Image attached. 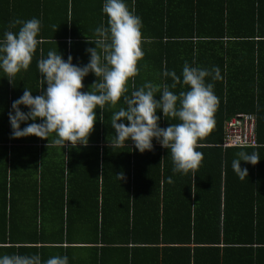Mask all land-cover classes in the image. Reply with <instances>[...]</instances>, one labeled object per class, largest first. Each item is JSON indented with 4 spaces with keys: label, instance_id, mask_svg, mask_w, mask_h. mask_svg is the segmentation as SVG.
<instances>
[{
    "label": "trees",
    "instance_id": "trees-1",
    "mask_svg": "<svg viewBox=\"0 0 264 264\" xmlns=\"http://www.w3.org/2000/svg\"><path fill=\"white\" fill-rule=\"evenodd\" d=\"M124 2L132 10L133 0ZM104 3L0 0V39L16 19L42 22L38 35L42 43L37 45L29 69L24 70L21 87L43 86L37 65L49 50L59 51L65 61L71 55L76 66L89 63L87 49L96 47L89 40L96 38V28L108 26ZM134 7L142 19L144 57L126 95L146 82L171 85L172 78L163 75L165 69L175 71L182 81L185 62L220 69V80L206 78V83L214 84L218 105L215 127L196 149L203 154L200 167L187 175L174 173L170 150L155 138L152 151L141 153L131 139L126 141L127 147L112 149L109 140L115 129L110 118L113 111L126 107L122 97L115 107L105 106L103 120L102 110L96 109L97 120L87 146L73 148L70 142L64 148L51 146L54 159L59 160L55 175L48 178L37 157L29 158L28 153H38L34 143L48 146L49 140L11 138L12 128L6 119L13 101L22 96L17 95L21 91H15L13 98L4 100H10L9 108L0 110V256L39 254L43 262L60 255L67 256L69 264H264V0H135ZM52 25L57 26L56 32ZM19 27L11 30L16 32ZM98 80L89 73L83 81L88 84L84 92ZM170 90L179 94L188 86L181 82ZM21 110L29 111L24 105ZM240 112L255 114L257 143L224 147L225 122ZM156 114L161 128L179 123L166 119L162 110ZM41 122L21 123V128ZM7 142L12 144L10 156ZM19 146L27 154L20 159L27 172L15 164ZM240 151L258 152L262 161L256 165L241 161V167L248 169L244 179L232 168ZM65 152L70 158L81 155L73 171L68 163L66 178L62 166ZM121 173L122 180L117 175ZM28 190L35 194V215L30 216L29 202H22L27 201ZM13 193H18L20 200H14ZM54 195L57 200L51 201ZM15 201L20 202L19 213ZM74 203L82 214L77 220L68 212ZM54 210L60 212L51 214ZM77 221L90 227L82 235L71 231ZM107 225L110 234L105 231ZM112 244L125 252L106 258Z\"/></svg>",
    "mask_w": 264,
    "mask_h": 264
},
{
    "label": "clouds",
    "instance_id": "clouds-1",
    "mask_svg": "<svg viewBox=\"0 0 264 264\" xmlns=\"http://www.w3.org/2000/svg\"><path fill=\"white\" fill-rule=\"evenodd\" d=\"M134 4L135 0L129 10L124 0H105L102 11L108 17V26L96 28V38L88 39L96 47L87 49L90 54L87 65H74L71 55L65 61L56 50H49L47 56L38 61L43 88L39 95L33 96V91L25 87L23 95L13 101L12 111L8 113L11 138L36 136L49 140V148L53 145L64 148L69 142L73 148L87 146L97 120L96 109L102 110L100 119L103 120L105 106L115 107L123 97L126 107L111 113L110 125L115 129V135L109 140L112 149L127 147L126 141L131 139L141 153L152 151L155 138L170 150L174 173L187 175L200 167L203 154L196 149L215 127L218 105L214 84L206 83V78L220 80V69L216 66L204 69L185 62L182 81L175 71L165 69L163 75L172 78L171 85L146 82L139 89L134 88L131 95H126L129 81L138 75L139 62L144 57L142 19L135 14ZM17 25L20 26L18 31H12ZM41 28L42 22L37 18L16 19L8 25L9 30L0 39V69L10 82L22 70L29 69L37 45L42 43L38 39ZM52 28L55 32L58 30L56 25ZM89 73H94L99 80L91 85L90 91L83 92V81ZM181 82L188 90L179 94L170 90L176 89ZM158 94L159 100L156 99ZM21 105L29 111H22ZM157 110H162L166 119L179 123L159 127ZM37 120L42 122L21 128V123ZM124 120L129 124L121 122ZM52 134L55 136L50 139ZM241 161L256 165L260 161L259 153L240 151L232 161L234 172L244 179L248 177V169L241 167ZM162 162L163 158L160 164ZM117 175L120 180L124 179L122 173ZM169 183H172L171 177ZM0 264H69V261L67 256L60 255L42 262L39 254H11L0 256Z\"/></svg>",
    "mask_w": 264,
    "mask_h": 264
},
{
    "label": "crops",
    "instance_id": "crops-1",
    "mask_svg": "<svg viewBox=\"0 0 264 264\" xmlns=\"http://www.w3.org/2000/svg\"><path fill=\"white\" fill-rule=\"evenodd\" d=\"M1 72H0V110L3 111L5 109V107L7 108V105H8V108H9V105H10V100L11 97L13 98V95L15 93V91H21L19 94H17L18 96L23 95L24 93V90L25 88L21 87V86H24V70H22L20 73H18L15 78L13 79V84L9 81V79L5 76V73L3 72L2 69H0ZM15 82V84H14ZM25 87H27L29 90L33 91L32 94L33 96H36V95H39L40 94V91L42 90L43 86L40 84V85H36V84H32L30 85L29 87L25 85ZM31 87V88H30ZM47 86H44V88L46 89ZM88 87V84L86 82V84H84V88L81 90L84 92V89ZM88 88H86L87 90ZM5 98H9L8 100L4 101ZM9 111V110H8ZM2 115V119L0 121L3 120V114H0ZM9 121V119H6ZM5 121V119H4ZM3 121V122H4ZM7 146H8V155L10 156V148L12 146L11 142H7ZM21 146L17 147L15 149V164H17L18 167H21L23 169L22 172H27L26 170V167H24V165L20 162V159L21 158H26L27 157V154L25 153V151L20 148ZM33 147H35V150L38 152V153H28V157L31 158V157H37V159L39 160V163H41V167H42V170L46 173L47 177L48 178H53V175H55V169H54V166H55V163L56 161L59 160V157L54 159V149L53 147L50 148L47 146V144L45 143H42V142H38V143H34L33 144ZM100 151V150H99ZM14 155V153H13ZM81 157V155H78V154H72L71 158H70V155L65 152L64 156H63V173H64V178H66L69 174V167H68V163H71V171H73V169L76 167L77 168V164L79 163V158ZM101 157V156H100ZM99 157V158H100ZM17 160V161H16ZM24 160V159H22ZM79 160V161H78ZM261 164H262V161H260ZM30 172V170H29ZM100 174H101V171H100ZM17 184V183H16ZM67 184V182H66ZM18 186V185H17ZM27 186H30V184H28ZM66 190V188L64 189ZM15 195L14 196V200H20L19 198V195L18 193H13ZM27 201H22V202H29L28 203V215L30 216L31 213L33 215H35V197H34V192L33 190H28L27 191ZM57 195V194H56ZM52 196V198L50 196H48V198H46L47 200H49V198H51V201L52 199L54 200V197L56 196ZM55 199L57 200V198L55 197ZM38 201V200H37ZM20 202H17L15 201V206H16V209L15 211L17 213L20 212ZM24 205V204H23ZM24 208V207H23ZM22 208V209H23ZM25 209H23V211H25ZM81 209H79V207L77 206V204H73L70 208V210H68V212L71 214H69L70 216L73 215V219L77 220V219H80L82 218V214L81 212H79ZM22 212V211H21ZM60 211L58 210H54V211H51L50 213L54 215L59 213ZM64 212H65V209H64ZM49 211H47V213H45L46 216H49L50 213ZM80 214L81 217H79L78 215ZM79 217V218H78ZM80 221H77L72 227H71V231L73 233H75L76 235H82L84 230L85 229H89V225L88 226H85L86 224H79ZM100 224V222H99ZM84 225V226H83ZM110 226L107 225V230L106 233L107 234H110L111 231H110ZM5 246H8L7 244H4ZM77 245H81V244H77ZM98 246L100 247L101 244H98ZM119 247L118 244H112V246L108 247V250L105 252L106 254V258H111L112 256L116 255L117 253H123L125 251L123 250H118L117 248ZM116 248V249H115ZM0 253H1V250H0Z\"/></svg>",
    "mask_w": 264,
    "mask_h": 264
},
{
    "label": "built area",
    "instance_id": "built-area-1",
    "mask_svg": "<svg viewBox=\"0 0 264 264\" xmlns=\"http://www.w3.org/2000/svg\"><path fill=\"white\" fill-rule=\"evenodd\" d=\"M256 116L240 112L230 117L224 125L222 146H255Z\"/></svg>",
    "mask_w": 264,
    "mask_h": 264
}]
</instances>
